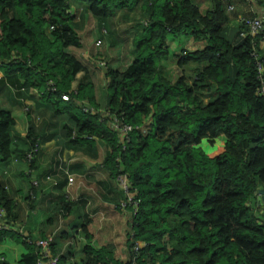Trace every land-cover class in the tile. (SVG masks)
Masks as SVG:
<instances>
[{"label":"trees","instance_id":"1","mask_svg":"<svg viewBox=\"0 0 264 264\" xmlns=\"http://www.w3.org/2000/svg\"><path fill=\"white\" fill-rule=\"evenodd\" d=\"M79 1L98 20L140 1L147 9L146 24L132 37L130 62L105 72L104 112L88 93L91 84L70 87L83 66L68 53L80 43L68 0H0L1 85L34 88L51 116L65 119L61 132L70 142L102 139L108 147L103 165L114 177L125 174L138 199L135 212L128 209L125 259L115 258L109 247L93 248L81 225L79 259L68 261L69 246L54 254L51 242L56 264H264V204L256 205L253 193L264 189V100L255 66L257 60L264 65L260 36L225 35L231 0H209L205 11L192 0ZM237 29H243L240 22ZM168 33L196 44L182 48L176 63L197 66L174 80L159 71ZM82 105L97 111L84 112ZM111 116L131 125L126 138L112 129ZM12 129L10 113L0 110V162L15 152L23 159L39 144L28 126L26 149L16 150ZM169 132L177 133L175 142L166 137ZM218 134L224 136L219 145ZM203 138L213 155L198 146ZM0 206L8 224L0 240L23 247L13 264H35L38 247L15 229L12 203L1 186ZM59 211H67L66 203Z\"/></svg>","mask_w":264,"mask_h":264},{"label":"crops","instance_id":"2","mask_svg":"<svg viewBox=\"0 0 264 264\" xmlns=\"http://www.w3.org/2000/svg\"><path fill=\"white\" fill-rule=\"evenodd\" d=\"M193 2L199 10L210 7L209 0ZM231 2L233 9L226 11L229 19L225 25V35L230 39L236 37L237 15L264 14V0ZM124 7L131 12L121 17ZM68 11L73 14V32L80 41L78 47H69L68 53L83 66L71 81L70 87L74 88L77 83L91 84L88 93L93 96L97 108L102 109L107 100L109 83L105 72L108 68H121L130 62L134 48L132 46V53L128 55L130 60L124 58L123 61L128 62L123 64L121 40L127 32L132 33L133 37L142 29L143 22L148 19L147 9L140 1L130 8L118 7L109 17L98 20L88 13L82 1L68 0ZM8 15L11 17L14 14L10 11ZM114 18H118L117 21ZM110 32L114 33L116 42ZM182 37L185 42L180 49L195 48L196 44L191 38ZM96 40H99L97 45ZM258 44L264 57V42ZM0 110L8 111L13 119L11 136L16 150L26 149L24 138L28 126L33 127L39 140L32 162L21 159L16 152L6 161L0 162V186L5 188L12 203L10 219L13 225L21 228L23 236L31 239L50 235L51 242L55 243L54 254L62 253V247L69 246L67 252L70 262L77 261L81 255V245L85 239L80 226L84 225L93 248L109 247L115 258L125 259L126 220L129 213L128 210H120L118 204L126 193L131 192L125 191L117 176L114 177L103 165L108 152L106 143L96 138L70 142L61 132L65 119L51 116L47 107L41 103L37 91L31 87L18 89L0 83ZM223 138L222 134L216 136L218 141ZM205 141L210 147L206 138L198 143L204 152ZM47 175L49 179H45ZM68 176L72 178L70 182L67 181ZM32 180L37 181V185H31ZM61 203H66L67 207L63 213L59 211ZM10 240L2 239L0 245ZM0 259L3 258L0 256Z\"/></svg>","mask_w":264,"mask_h":264},{"label":"built area","instance_id":"3","mask_svg":"<svg viewBox=\"0 0 264 264\" xmlns=\"http://www.w3.org/2000/svg\"><path fill=\"white\" fill-rule=\"evenodd\" d=\"M233 9L232 4H228L226 6V11L230 12ZM236 19L238 22H240L243 25V29H238V34L240 36H246L249 35L251 37H254L256 35H259V40L258 42L262 41L264 42V14H260L258 16H245V15H237ZM147 22V20H145L143 22V25H145ZM95 44H99V40H96ZM255 58L257 59L258 56L255 52L252 53ZM102 64V62L100 63ZM256 70H257V76L259 79V87H258V94H260L264 100V65L261 61H256ZM48 84H51L50 82H48ZM21 89V88H20ZM62 99H66L65 95L61 96ZM81 110L84 112H88V113H94L95 111H97V109H95L93 106H89V105H82L81 106ZM101 112H104L103 109H99ZM110 126L112 127L113 130H115L117 132V134L119 135V138H126V134L128 131L131 130V125L126 124V123H119L117 118L115 116H111L110 117ZM38 149V144L35 142L33 144V147L25 153L23 159L26 162H29L31 160V158L34 156V154L36 153ZM14 160H16V158H13ZM45 179H49V176H45ZM71 177L68 176L67 177V181L70 182L71 181ZM117 179L119 184L122 186V188L127 191V181H126V176L125 174H119L117 175ZM31 185H37V181L32 180L30 182ZM134 194L131 192V194L126 193L125 198L119 202L118 207L120 210L122 211H126L128 209L131 210V212H135L136 210V205H137V198L133 197ZM5 212L3 207L0 206V229L5 228L6 224L5 223ZM19 229L18 232L21 233V228H17ZM22 234V233H21ZM23 235V234H22ZM52 237L50 235L45 236L43 238H37V239H33V243L38 247V258L36 259L35 264H56L57 263V256L56 255H52L51 251H50V243H51ZM27 242H30V240L28 238H26ZM134 249H136V246L133 247Z\"/></svg>","mask_w":264,"mask_h":264},{"label":"rangeland","instance_id":"4","mask_svg":"<svg viewBox=\"0 0 264 264\" xmlns=\"http://www.w3.org/2000/svg\"><path fill=\"white\" fill-rule=\"evenodd\" d=\"M193 1V0H192ZM145 8V7H144ZM207 8H201V11H205ZM123 14H121V17L127 16L131 11H128L125 9L122 11ZM118 18H114V21H117ZM110 27H112V23L110 24ZM126 33V29H125ZM132 34V33H131ZM129 32L126 33L124 37H122L121 40V60L123 64L127 63L130 59L129 56L132 53V36ZM110 35H112V38L114 39V42H116V38H114V33L110 32ZM111 37V36H110ZM184 38L182 36H177V34L168 33L165 38V43L167 47V54L164 55L163 58L160 59V68L161 73L165 75V77L169 80H174L178 75H188V70L192 69L194 66H197L193 63H184L181 65H178L176 63V56L180 53V48L184 46ZM110 47V46H109ZM188 49V48H187ZM114 51V50H113ZM126 58L128 60L127 62H124L123 59ZM173 65L172 69L171 66ZM176 132H173V134H166V137H169L171 142H175ZM17 229V228H15ZM19 230V229H17ZM23 250V247L20 243L14 241H8V243H4L3 245H0V256L3 258L4 261H8L10 263L16 262L18 258L19 252Z\"/></svg>","mask_w":264,"mask_h":264},{"label":"water","instance_id":"5","mask_svg":"<svg viewBox=\"0 0 264 264\" xmlns=\"http://www.w3.org/2000/svg\"><path fill=\"white\" fill-rule=\"evenodd\" d=\"M256 194V204H264V189L263 188H257L254 192Z\"/></svg>","mask_w":264,"mask_h":264},{"label":"clouds","instance_id":"6","mask_svg":"<svg viewBox=\"0 0 264 264\" xmlns=\"http://www.w3.org/2000/svg\"><path fill=\"white\" fill-rule=\"evenodd\" d=\"M217 144L219 145V141L217 142ZM203 147H204V150H205V154L206 155H209V156L213 155L214 149L211 148V147H209L207 145V142L206 141L203 142Z\"/></svg>","mask_w":264,"mask_h":264}]
</instances>
